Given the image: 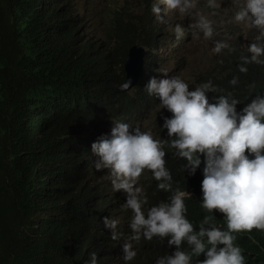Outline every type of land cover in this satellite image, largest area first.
Segmentation results:
<instances>
[{
  "label": "clouds",
  "instance_id": "9594fccd",
  "mask_svg": "<svg viewBox=\"0 0 264 264\" xmlns=\"http://www.w3.org/2000/svg\"><path fill=\"white\" fill-rule=\"evenodd\" d=\"M84 1L59 15L66 20L83 17L71 27L80 49L94 52L102 47L100 13L123 21L125 26L139 24L141 19L151 22L163 38L173 28L177 39L190 33L212 41L210 56L185 60L196 72L195 84L188 82L181 70L162 68L157 63L161 44L150 48L157 55L154 69L146 67L148 47L132 44L130 47L144 49L142 74L132 87L131 80H125L124 60L129 47L122 62L124 80L119 91L129 88L121 92H132L143 77L142 88L153 100L152 107L141 111L136 121L113 118L88 142V158L83 165L88 175L86 178L82 173V180L107 181L111 191L120 196V207L130 210L121 229L117 218L103 217L112 240L123 236L121 259L127 264L136 256L133 244L141 236L145 240L167 236V244L176 247L157 256L154 264H193L202 253L205 259H195V264H246L234 240L238 233H248L251 239L253 228L264 231V0H231L232 13L222 5L227 11L223 15L217 12L221 0ZM225 15L228 31L221 30L225 31L222 38L213 40L216 27L211 17ZM174 16L179 19L172 21ZM187 18L188 24L182 22ZM232 23L241 28H232ZM234 34L236 38H232ZM171 43L177 41L172 39ZM224 59L235 74L229 84L238 85L241 96L213 93H217L213 73ZM173 61H180V56ZM160 125L163 137L158 133ZM168 148L185 163L184 170L196 189L175 187L167 165ZM149 184L166 191L167 199L152 203ZM191 198L198 200L205 214L198 227L187 216L186 200ZM127 225L125 235L121 232ZM182 241L187 247L181 246ZM97 259V253L90 252L83 264H99Z\"/></svg>",
  "mask_w": 264,
  "mask_h": 264
},
{
  "label": "trees",
  "instance_id": "16d2710c",
  "mask_svg": "<svg viewBox=\"0 0 264 264\" xmlns=\"http://www.w3.org/2000/svg\"><path fill=\"white\" fill-rule=\"evenodd\" d=\"M82 2L0 0V264H83L90 252L97 253L99 264H125L123 236L112 240L103 217L117 218L121 229L130 210L120 207L122 200L107 181H83L82 173L88 175L83 165L100 127L113 118L136 121L152 105L143 77L130 93L119 91V85L123 59L134 43L148 47L146 67L154 69L157 55L150 48L157 49L161 30L143 19L125 26L100 13L102 47L80 49L71 27L83 17L59 15ZM222 61L213 73V93L241 96L239 86L229 84L232 65ZM158 129L163 137L161 125ZM167 153L175 187L196 189L185 163L169 148ZM148 193L152 203L167 199L155 184L148 185ZM186 207L188 218L200 226L205 214L198 200L187 199ZM126 228L121 233L126 235ZM250 235L238 233L234 243L246 264H264V231L253 228ZM168 238L141 236L127 264H154L175 249ZM181 246L187 247L186 241Z\"/></svg>",
  "mask_w": 264,
  "mask_h": 264
},
{
  "label": "rangeland",
  "instance_id": "374dc122",
  "mask_svg": "<svg viewBox=\"0 0 264 264\" xmlns=\"http://www.w3.org/2000/svg\"><path fill=\"white\" fill-rule=\"evenodd\" d=\"M221 5L217 8V12L220 15L227 14V11L222 10V5L232 13L233 8L231 5V0H221ZM208 15H210L208 13ZM212 16V15H211ZM209 16V17H211ZM226 16L224 17H211L213 24L216 28H214V35L213 40L222 38L223 33L228 31L227 26L225 24ZM175 19H179L178 16H174L171 18L172 21ZM189 19L187 18L185 22L186 24L189 23ZM232 28H239L240 26L232 23ZM241 28V27H240ZM173 28H169L166 33L164 34V38L159 36L158 40L161 46H158V53L160 57L157 60V63L160 64L162 68H169L172 70H181L183 74L186 76L188 82L195 84L197 82L196 72L193 69L192 64L186 63V59L189 57H200L206 58L211 54L212 48V41L209 38H205L202 34L199 36L193 37L191 34L186 33L180 39H177L174 36ZM225 30V31H221ZM235 30V29H234ZM237 34H234L232 38H236ZM172 39L177 41L176 44L171 43ZM176 56H180V61L175 62L173 61ZM201 59L203 60V58ZM144 125L147 126L145 122Z\"/></svg>",
  "mask_w": 264,
  "mask_h": 264
},
{
  "label": "water",
  "instance_id": "95a60500",
  "mask_svg": "<svg viewBox=\"0 0 264 264\" xmlns=\"http://www.w3.org/2000/svg\"><path fill=\"white\" fill-rule=\"evenodd\" d=\"M144 54V49L136 45L130 47L127 52V56L124 60V70L125 80H131L130 87H132L139 80L142 74ZM128 89L120 88V90L123 92L128 91Z\"/></svg>",
  "mask_w": 264,
  "mask_h": 264
}]
</instances>
